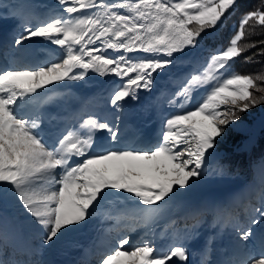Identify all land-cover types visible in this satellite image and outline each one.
<instances>
[{
    "label": "snow or ice",
    "instance_id": "6c2138e0",
    "mask_svg": "<svg viewBox=\"0 0 264 264\" xmlns=\"http://www.w3.org/2000/svg\"><path fill=\"white\" fill-rule=\"evenodd\" d=\"M57 4L60 11L39 24L22 20V33L12 47L42 38L59 46L60 58L32 67H0V201L14 198L34 218L43 247L86 225L109 197L134 204L146 223L207 177L209 161L218 155L226 134L244 131L240 113L264 104L260 77L231 71L239 58L247 63L264 56V40L240 43L255 33L257 25L264 28L262 3L242 15L228 44L209 54L202 71L186 78L170 101L177 110L163 117L154 141L144 147H114L120 143L119 128L89 118L84 122L88 131H67L50 145L39 116L27 110L37 98L66 81L85 80L91 72L120 81L109 99L119 110L123 107L119 102L136 99L138 89L150 91L154 74L171 66L176 54L198 48L202 33L223 27L237 0H57ZM258 46L262 47L253 56L243 55ZM206 85L211 86L186 108L191 91ZM181 96L184 100L176 103L175 97ZM96 130L108 131V145L94 140ZM261 204L254 209L258 216L237 230L245 245L255 238L256 225L264 245V192ZM3 239L0 231V244ZM204 256L202 264L206 252ZM173 257L187 262L189 252L182 245L163 252L151 239L135 244L124 235L100 264H167ZM228 264H264V250Z\"/></svg>",
    "mask_w": 264,
    "mask_h": 264
},
{
    "label": "rangeland",
    "instance_id": "374dc122",
    "mask_svg": "<svg viewBox=\"0 0 264 264\" xmlns=\"http://www.w3.org/2000/svg\"><path fill=\"white\" fill-rule=\"evenodd\" d=\"M37 6L32 0H0V43L3 41L5 45L1 63L4 67L9 65L32 67L60 58L62 50L59 46L42 38L25 41L19 48L12 47L14 38L22 33V17L25 16V20L29 22L37 20L41 23L50 13L60 11L57 0H48L45 7H43L44 5L40 6L43 8ZM20 8L35 11L36 17L30 15L33 12H24L21 17L16 10ZM119 11L124 12L125 10L119 9ZM241 18L242 16L228 25L230 31L237 29ZM220 29L221 27H218L213 32L206 35L202 34L203 39L200 46L190 51L186 49L187 55L184 53L176 54L171 66L158 74H154L150 91L143 88L138 89L136 99L129 97L125 101L119 102L123 104L119 110L109 104V99L114 84L120 83V81L113 76L100 77L91 72L85 80L66 81L62 86H53V91L37 98L28 106L27 110L39 116L40 129L43 130L42 135L50 145L67 131L85 133L88 131V126L84 122L89 118H95L97 121H106L119 128L120 143L112 146L144 147L149 142L154 141L160 131L161 123L154 116L161 122L164 116L176 111L177 109L170 101L175 93L181 90L186 78L190 74L202 71L209 54L223 48V42L217 40ZM231 71H233V66ZM258 82L264 84V78L260 77ZM210 86L206 85L191 91V99L188 100L185 107H192L199 93ZM68 91H70L68 100L88 102L90 106L93 105L89 109L87 104L86 109L88 110L83 117L84 104L76 106L78 105L76 102L66 104V101L61 97L54 99L56 94L61 92L65 94ZM77 93L82 94L83 100L76 99ZM255 94L260 93L256 92ZM175 99L176 103H180L184 97H175ZM240 116L244 131L239 133L256 137L264 128V107L259 109L256 116H252L251 112L240 113ZM70 119L75 120L72 127ZM82 124H84L83 128L81 127ZM231 127L232 125H229V128ZM138 130L142 134L137 136ZM98 134L94 135V140L99 139L108 145L110 135L108 131L99 130ZM226 135L229 139L230 134L227 133ZM261 177L264 178V174ZM228 193V190H223L221 195L217 197L221 206L226 202L225 207L228 209V216L218 218V214H215V212L220 214L221 211H216L218 210L217 201L212 202V207H216V209L203 208L204 199L207 197L214 198L218 194L215 188L207 187L194 190L193 194H186L178 199L177 206L182 209L181 217L176 216V219L172 217L166 224H160L161 222L156 221V219L171 213V207L167 204L145 223L144 213L139 211L134 204L119 202L109 197L101 206L98 215H95L86 225L74 231L65 232V235L58 240L61 243L68 242L62 246L61 256L74 257L80 250L81 241H90L91 239L94 241L98 234L102 245L95 246L96 251L94 250V252L96 254L92 257H85L83 254V260L79 264H100L101 259L117 247L118 241L124 235L129 237L130 243L135 244L141 243L144 239H151L163 252L169 251L170 246L182 245L188 250L189 259L194 260L195 264H202V261L205 260V252L207 253L206 264H228L230 260L247 259L248 255L258 256L264 250V245L261 244L260 225L254 226L255 238L250 239L246 245L238 240L237 230L247 227L251 216H258L254 209L262 207L261 197L258 198L256 187L250 183H244L233 189L230 195ZM255 195L259 199L258 203L253 200ZM108 207L109 209H107ZM104 211L108 216H104ZM200 216H205L208 220L201 219ZM121 219L126 221L120 222ZM201 230L206 234L204 237L202 236L201 240H198V234ZM0 231L4 234L3 242L0 244V258L4 259L5 264H16V262L26 264L33 259L38 260L40 264H51L48 256L52 246H41V232L35 225L34 218L25 214L14 198L9 197L0 201ZM220 238L226 239V245L221 244ZM236 244L241 248L240 250L237 249ZM128 246L125 245L124 247L127 248ZM18 250L20 251L19 254H17ZM82 251L84 252V250Z\"/></svg>",
    "mask_w": 264,
    "mask_h": 264
},
{
    "label": "trees",
    "instance_id": "16d2710c",
    "mask_svg": "<svg viewBox=\"0 0 264 264\" xmlns=\"http://www.w3.org/2000/svg\"><path fill=\"white\" fill-rule=\"evenodd\" d=\"M262 3H264V0H237L235 10L228 14L224 26L220 29V35L217 36V40L223 42V47L228 44L230 37L234 33V31L229 30L228 25L238 20L244 13L261 6ZM30 12L33 11L30 10ZM35 15V13L32 14V16L36 17ZM33 22L30 23L32 25L39 23L37 20ZM245 29L247 34L249 32V26ZM213 31L214 30H208L202 34L206 35ZM260 40H264V28L257 25L255 33L246 35V40H242L240 43L243 45L246 42ZM259 47L262 46L250 48L246 50L243 55L253 56V53L258 52ZM233 71L241 74L253 75L254 78H264V56L256 55L253 57L252 62L247 63L244 62L243 58H239L233 65ZM257 83L261 84L258 80ZM261 85L264 86V84ZM259 95H262V93L257 96ZM263 107L264 104H260L251 109V115L256 116L259 113V109ZM229 134V139H227L226 135L223 141L218 144V155L209 161L207 177L201 180L191 191L186 193L193 194L194 190L197 191L201 188H215L218 194L214 198L207 197L204 199L203 205L209 208H212V202L216 201L223 190H228V194L230 195L233 189L240 187L244 183L257 184L258 194L261 195V193L264 192V178L261 177L264 174V128L256 137H251L247 134L244 135L239 132H231ZM221 168L223 169L222 175L219 174ZM167 205L171 207V213L158 218L157 221H168L172 217L176 218V216L182 214V209L177 206V200ZM217 208L218 210L216 211H224V209H221L220 205H218ZM205 218L207 217L202 216L201 219Z\"/></svg>",
    "mask_w": 264,
    "mask_h": 264
},
{
    "label": "bare ground",
    "instance_id": "6f19581e",
    "mask_svg": "<svg viewBox=\"0 0 264 264\" xmlns=\"http://www.w3.org/2000/svg\"><path fill=\"white\" fill-rule=\"evenodd\" d=\"M0 44L2 45L0 47V56H1L2 55L1 49L3 50L5 45L3 44V41H1ZM0 59H1V57H0ZM0 64H1V61H0ZM99 236L100 235L98 234L97 239L88 244V247H87L88 249H84L83 254L85 257L90 256L91 252H94V250L96 251V248H95L96 245H97V247L102 245V242L99 240ZM220 241H221L222 245H226L225 244L226 239L220 238ZM90 250H93V251L90 252ZM94 253L96 254V252H94ZM77 257H78V254H76L74 257L63 255V256L59 257L58 260L55 258L53 259L51 257L52 259H50V261L52 262V264H73L77 260Z\"/></svg>",
    "mask_w": 264,
    "mask_h": 264
},
{
    "label": "water",
    "instance_id": "95a60500",
    "mask_svg": "<svg viewBox=\"0 0 264 264\" xmlns=\"http://www.w3.org/2000/svg\"><path fill=\"white\" fill-rule=\"evenodd\" d=\"M37 3H42L44 4L45 2H47V0H34ZM169 264H192L191 260H188L187 262H183V261H179L178 257H173L172 260L169 261Z\"/></svg>",
    "mask_w": 264,
    "mask_h": 264
}]
</instances>
